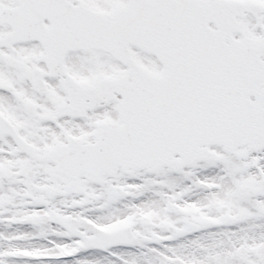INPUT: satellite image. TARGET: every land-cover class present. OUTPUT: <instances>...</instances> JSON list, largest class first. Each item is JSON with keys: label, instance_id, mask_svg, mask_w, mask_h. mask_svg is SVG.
I'll return each mask as SVG.
<instances>
[{"label": "snow or ice", "instance_id": "obj_1", "mask_svg": "<svg viewBox=\"0 0 264 264\" xmlns=\"http://www.w3.org/2000/svg\"><path fill=\"white\" fill-rule=\"evenodd\" d=\"M0 264H264V0H0Z\"/></svg>", "mask_w": 264, "mask_h": 264}]
</instances>
